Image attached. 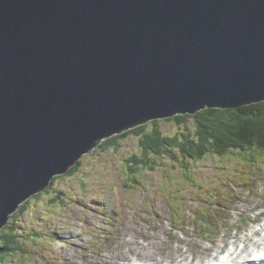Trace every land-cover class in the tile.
<instances>
[{
  "label": "water",
  "instance_id": "obj_1",
  "mask_svg": "<svg viewBox=\"0 0 264 264\" xmlns=\"http://www.w3.org/2000/svg\"><path fill=\"white\" fill-rule=\"evenodd\" d=\"M264 100V0H0V229L104 138Z\"/></svg>",
  "mask_w": 264,
  "mask_h": 264
},
{
  "label": "rangeland",
  "instance_id": "obj_2",
  "mask_svg": "<svg viewBox=\"0 0 264 264\" xmlns=\"http://www.w3.org/2000/svg\"><path fill=\"white\" fill-rule=\"evenodd\" d=\"M147 123L151 128V120ZM160 126L165 135L196 130V123L191 119L187 129L186 124L173 119H162ZM116 139L121 142L119 150L104 149L101 142L81 158V168L74 176L56 179L49 191L40 197H30L26 212L10 219L9 225L15 227L21 249L8 259V264H81L85 260L92 264H118L110 255L124 258L139 252V247H134L135 242L130 243L132 249L128 254V249L123 250L128 241L120 234L125 233L139 237L148 234V240L141 238L142 242L161 235L164 240L161 249L167 247L166 251L172 249L180 253L187 252L183 250H187L188 245L183 244L189 238L191 242L202 239L205 247H213L210 251H200L202 258L208 259L219 249V238L229 233L222 244L225 253L232 247V234L254 229L249 216L263 218L264 158L248 161L247 156L242 155L239 161L238 155L228 158L207 155L198 161L188 160L194 179L185 182L183 171L174 165L171 153L149 152L150 163L157 164L156 168L133 171L127 159L133 154L142 156L141 137L131 134ZM176 159L179 165L185 160L177 153ZM59 192L62 200L51 203L50 198ZM220 199L225 200L226 208L219 206ZM197 211L203 214L193 225ZM204 220L212 222L213 226L209 234L201 235ZM167 229L174 233L171 244H166ZM150 245L139 253L148 260L153 250ZM85 249L95 258L103 253L96 260L85 254ZM172 250L164 255L163 264H195L202 260L183 263H180L182 257L178 262L173 258L167 260L169 256H176ZM123 254L125 256L121 257Z\"/></svg>",
  "mask_w": 264,
  "mask_h": 264
},
{
  "label": "trees",
  "instance_id": "obj_3",
  "mask_svg": "<svg viewBox=\"0 0 264 264\" xmlns=\"http://www.w3.org/2000/svg\"><path fill=\"white\" fill-rule=\"evenodd\" d=\"M166 119L186 124V129L189 119H193L196 123V130L194 133L183 130L174 135H165L161 132V120L155 119L151 120V128H149V123L140 124L106 138L101 145L104 149L113 147L119 150L121 142L116 137H127L131 134L141 137L140 146L143 158L137 155L131 158L133 164L129 168L133 171L143 167L151 170L156 168V165L150 163L149 152L154 154L170 152L173 157H176V152H179L188 160H200L207 155L223 156L234 149L235 154H240L239 150L247 156L248 161L264 158V100L249 102L237 107H203L195 114L178 113ZM188 160L181 161L182 165L178 166L183 171L184 181L192 182L194 177L191 175ZM80 162L72 166L66 174L57 175L54 181L63 176H74L81 168ZM42 194H37L35 197H40ZM62 196L59 192L58 195L55 194L50 198V202L57 203L62 200ZM27 204V201L23 203L13 216L16 214L19 216L26 211ZM223 204L220 202L219 206ZM9 224L10 221L0 229V264L8 262L9 257L21 249L16 229ZM204 225L208 227L210 224L204 220Z\"/></svg>",
  "mask_w": 264,
  "mask_h": 264
},
{
  "label": "bare ground",
  "instance_id": "obj_4",
  "mask_svg": "<svg viewBox=\"0 0 264 264\" xmlns=\"http://www.w3.org/2000/svg\"><path fill=\"white\" fill-rule=\"evenodd\" d=\"M142 217L145 218L144 215ZM258 218L259 217L257 215L249 216L250 221L253 222L255 225L253 226L254 229H252L251 233H249L247 236L246 235H242L239 232H237L234 235V238L236 240H235V243H234V245H233V247L231 249L232 254H235V251L237 250L238 245L236 244V242L238 240H242L243 238L245 239L244 240V245H243L244 247H247V245L249 243H251L253 240H255V238H252V237H258L255 240V242H254V245H256V246H260L261 245V241H264V216H263V218L261 220H258ZM170 233L173 234L172 232H170ZM120 236L125 238L126 241H128L126 243V249H128V251L130 249H132V245L130 243L131 242H133V243L135 242L134 243V247H139L138 248L139 252L132 253L130 255V257L119 258L116 261L118 264H160V262H159L160 260H163L162 264L165 262V259H163V257H165L164 256L165 255L164 254V249H161V247H160L161 243H162L161 246H164V240H161V235H157L158 237H153V240L152 241H148V242H142L141 241V238L143 240L147 241L148 239H146V238L149 236L148 234L146 235V237L133 236L132 234H128V233L120 234ZM131 240H134V241H131ZM185 242H187V241H185ZM149 244H151L150 246L153 247V250L151 251L150 256L148 254V256H149V260H148V259L145 258L144 255L140 256L139 253H140V250L143 251L146 248V246H148ZM195 245H197L198 247H202V243H200V242L196 243ZM221 247H222V245L219 246V252H221ZM260 248H263V247L260 246ZM158 249L162 250V252H160ZM186 251L187 252H184V253L183 252L180 253L178 251H175L176 256H178V258H175L176 256L175 257L169 256L168 259L173 258L175 260V262H178L180 257H182L181 260H180V263H183V261L191 260V259L198 260L189 250H186ZM191 251H192V249H191ZM170 253L171 252H169L167 254L169 255ZM218 259H220V256H219V258L215 259V261L218 260ZM201 261H199V262H197L195 264H203ZM215 261L214 260H209L207 263H215ZM219 263H223V260H220Z\"/></svg>",
  "mask_w": 264,
  "mask_h": 264
},
{
  "label": "clouds",
  "instance_id": "obj_5",
  "mask_svg": "<svg viewBox=\"0 0 264 264\" xmlns=\"http://www.w3.org/2000/svg\"><path fill=\"white\" fill-rule=\"evenodd\" d=\"M205 107H207V106H205ZM223 108V107H222ZM199 110V109H198ZM197 110V111H198ZM196 111V112H197ZM195 112V113H196ZM178 113H182V112H177L176 114H178ZM195 113H189V114H195ZM176 114H174V115H176ZM184 114H186V113H184ZM174 115H171V116H168V117H172V116H174ZM168 117H164V118H158V119H160V120H162V119H166V118H168ZM150 120H155V119H150ZM191 120H193V119H191ZM149 120H147V121H145V122H142V123H140V124H143V123H147ZM140 124H137V125H134V126H130V127H128V128H126V129H130V128H133V127H136V126H138V125H140ZM126 129H124V130H122V131H120V132H117V133H114V134H112V135H115V134H119V133H122L123 131H125ZM112 135H110V136H107V138L108 137H111ZM106 138H104L101 142L103 143V141L105 140ZM100 142V143H101ZM99 143V144H100ZM101 143V144H102ZM98 144V145H99ZM97 145V146H98ZM96 146V147H97ZM95 148V147H94ZM93 148V149H94ZM234 150V149H233ZM233 150H230V152H228L227 154H225V155H223V156H221V155H219V154H216V155H212V156H215V157H226V158H228V157H232V156H235V155H238L239 156V161H240V159H241V157H242V153L238 150V152L240 153V154H238V153H236L235 154V152H233ZM90 153V152H89ZM88 153V154H89ZM166 154H168V153H170V152H165ZM164 153V154H165ZM178 155H180L181 156V158H182V160L183 159H185V160H188V158H185V157H183L179 152H176ZM154 154V153H153ZM85 155H87V154H85ZM85 155H83V156H85ZM134 155H137V154H133V155H131L128 159H127V161L130 163V165H129V167L133 164V162H132V160H131V158L134 156ZM154 155H161V154H154ZM82 156V157H83ZM138 157H140V158H143L142 156H139V155H137ZM171 157L172 158H174V165L176 166V164L177 165H179V160L178 159H176V157H173V154L171 153ZM191 160H194V159H191ZM81 161V159L79 160V162ZM195 161H198V160H195ZM79 162H77V163H79ZM76 163V164H77ZM156 166H157V164H155ZM74 166V165H73ZM144 168V167H143ZM142 169V168H141ZM141 169H139V170H141ZM145 169H147V168H145ZM148 169H150V168H148ZM69 171V170H68ZM67 171V172H68ZM66 172V173H67ZM65 173V174H66ZM64 177V176H63ZM55 178V177H54ZM134 178V177H133ZM132 178V179H133ZM245 180H248V179H245ZM53 181H54V179H53ZM183 181H184V178H183ZM134 182H136V183H138L136 180L134 181ZM52 184H53V182H52ZM51 184V185H52ZM51 185H50V187L48 188V189H50L51 188ZM48 189H46L45 191H43V192H41V193H44V192H46ZM85 189H88V187H86ZM40 194V193H39ZM37 195V194H36ZM36 195H33V196H36ZM32 197V196H31ZM29 199L30 198H28L26 201L28 202L29 201ZM26 201H24L23 203H25ZM220 202H223L224 203V205H225V200H223V199H220L219 200V203ZM22 203V204H23ZM21 204V205H22ZM20 205V206H21ZM20 206H19V208H20ZM18 208V209H19ZM224 208H226V205H225V207ZM18 209H17V211H18ZM219 209V208H218ZM16 211V212H17ZM15 212V213H16ZM24 212H26V211H24ZM23 212V213H24ZM14 213V214H15ZM13 214V215H14ZM203 213H201V211H197V216L196 215H194V217H193V220H194V222H192L191 224H197V222H198V218H200L201 217V215H202ZM207 214V213H206ZM13 215L11 216V218L13 217ZM10 218V219H11ZM10 221V220H9ZM209 224H210V226L212 227L213 226V223L212 222H209ZM201 226H202V230L201 231H199L200 233H201V235H205V234H209L208 233V231L209 230H207V228L208 227H205V225H204V221L201 223ZM209 226V227H210ZM210 227V228H211ZM194 228V227H193ZM195 229V228H194ZM211 230V229H210ZM170 232H172L173 233V231L172 230H170V229H167V235L169 236V238L166 240V244H171V242L173 241V238H174V233L173 234H171ZM240 234H242V233H240ZM191 235V233L189 232L188 233V236H190ZM18 237V236H17ZM198 242H200V243H202V247H198L197 245H195L196 243H198ZM203 240L201 239V240H199V241H196V242H191L190 241V238H189V240H187V242H185V244H183V245H188V248H187V250H189L197 259H201L202 258V253L200 252V251H203L204 250V248H205V246L203 245ZM124 245V244H123ZM183 245L181 246L182 247V249H183ZM167 248V247H166ZM166 248H164V254L165 255H167V253H169L171 250H169L168 249V251H166ZM126 249V247L125 248H123V250H125ZM191 249H192V251H191ZM230 249H232V247L230 248ZM19 251V250H18ZM18 251H16L15 253H17ZM173 252H175L176 250H172ZM183 251H186V250H183ZM84 252H85V254H90L89 252H88V250L87 249H85L84 250ZM15 253H13V255L15 254ZM103 252H101L100 254H99V257H97V258H95V256L94 255H92V254H90L92 257L91 258H94V259H99L100 257H101V254H102ZM126 253L128 254L129 253V251L127 250L126 251ZM236 254V253H235ZM234 254V255H235ZM12 255V256H13ZM110 255V254H109ZM118 255H121V254H118ZM11 256V257H12ZM125 255L123 254V256H121V257H124ZM10 258V257H9ZM114 263L119 259L118 258V256H115V257H111V255H110V257H109ZM166 259H168V258H166ZM9 261V260H8ZM195 261H197V260H195ZM203 264H206L207 263V260L206 259H204V258H202V261H201ZM2 264H8V262H6V263H2ZM81 264H92V263H89V262H87L86 260L83 262V263H81ZM103 264H105V262H103Z\"/></svg>",
  "mask_w": 264,
  "mask_h": 264
}]
</instances>
